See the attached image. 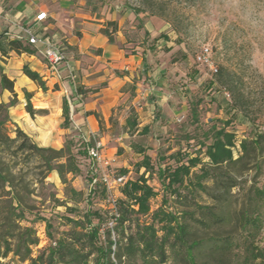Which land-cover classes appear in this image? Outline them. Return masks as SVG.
<instances>
[{
    "label": "rangeland",
    "instance_id": "1",
    "mask_svg": "<svg viewBox=\"0 0 264 264\" xmlns=\"http://www.w3.org/2000/svg\"><path fill=\"white\" fill-rule=\"evenodd\" d=\"M124 2L144 14V17L156 16L168 23L169 27L164 34H169V43H173L171 48H174V51L172 52L168 45L157 50L154 48L152 63H148V66H165L166 62L171 65L179 60L182 72H176L177 78L169 72L166 78L172 80L169 81L170 89L178 88L182 93L175 94L172 98L177 115H173L169 120H159L149 127L146 133L127 130L125 108L121 107L120 115L123 117L117 119L109 138L105 140L108 142L103 153L111 162L107 169L110 173L119 174L126 168L127 172L131 173L130 180H135L146 173L145 168H140L139 164L143 157L148 155L154 170L150 169L145 177L156 195L150 201L149 214L132 215L134 223L151 222L153 212L164 204L163 200L167 197L168 210L178 214L184 211L196 213L195 218L186 217V220L192 229H195L197 237H212V217L207 218L206 222L205 214L199 207V205L212 207V197L198 185H194L197 181L195 175L201 173V168L207 166L210 161L205 151L206 145L211 142L213 126L222 127L223 121L231 120L226 129L236 134V143L232 148L235 158H238L242 151L240 146L242 140L252 138L256 130H264V0H124ZM206 44L211 46L219 70L223 68V73L236 81L233 86L229 82L224 83L227 80L220 79L219 73L212 75L206 67L195 63L196 54ZM230 88H234L237 95L239 94L243 109L238 111L231 109ZM131 94L136 96L134 90H131ZM14 98L16 102V97ZM127 111L130 112L131 119L138 118L132 106ZM195 114L197 121L194 118ZM252 120H255V125H252ZM3 132L11 138L17 136L16 127L10 119L5 122ZM21 142L22 139L14 143L8 141L0 143V170H3L10 180L4 185L0 181V220L3 216L14 213L13 226L19 237L25 238L26 241H37V244L31 246V257L42 256L37 264H45L48 254L41 253L56 245L52 242L67 236L72 226L70 218L81 219L90 208L99 210L103 216L108 215L104 217L106 221L102 227L105 233L111 216L104 203L105 192L101 188L89 197L91 187L87 180V167L81 159L77 160L80 170L76 173H67V181L64 183L56 170H49L48 163L37 151L31 148L19 149L18 145ZM68 143L71 144V140H68ZM140 148L144 151H140ZM188 155L199 156L202 162L192 168L185 185L178 187V196L170 189H164L157 169L162 166L174 168L180 162L186 161ZM57 162H64V159L54 160L51 164L55 165ZM262 162L264 165V159ZM255 163L256 161L252 159L230 168L239 182L230 197L234 221L247 188L254 183L259 185L264 183V174L261 176L257 174ZM202 182L208 191L212 192V174L211 178ZM121 188L114 189V193L120 199L124 198ZM14 193L20 197L21 207L16 208L17 202L12 198ZM94 221L97 222V219ZM234 221L220 230L222 234L230 232L235 238H240L241 241L237 245L240 249L235 248L239 253L244 246L242 239L244 234L236 231ZM48 223L51 224V228L47 226ZM125 225V233L135 229L134 225L129 223ZM101 233L103 239L105 234ZM121 237L120 228H113L112 238ZM16 240L13 241L14 247L18 243ZM256 241L264 248V224ZM20 247V255L10 252L6 256H1L0 264H29L30 260H22L26 254L24 244L20 243ZM113 248L116 249L115 246ZM167 255L168 260L164 264H190L180 248L168 247ZM95 256L96 253L91 255L89 264H93ZM207 262H209L207 257L202 255L197 257V264ZM122 264H141V261L128 262L127 259H123ZM230 264H243L241 256Z\"/></svg>",
    "mask_w": 264,
    "mask_h": 264
},
{
    "label": "crops",
    "instance_id": "2",
    "mask_svg": "<svg viewBox=\"0 0 264 264\" xmlns=\"http://www.w3.org/2000/svg\"><path fill=\"white\" fill-rule=\"evenodd\" d=\"M39 12H46L47 19L37 21ZM23 27L62 48L66 61L59 74L25 39L21 42L27 50L9 48L14 33L24 35ZM168 27L124 0H0V84L5 74L14 85V93L2 86L0 104H9L16 95L8 109L10 122L42 147H64L78 138L76 126L98 134L106 146L115 122L123 117L121 107L126 110L127 130H149L159 120L177 115L172 98L182 93L170 89L172 80L166 78L169 72L176 78V72H182L179 60L148 66L154 48L168 45L174 51L169 34H164ZM25 66L40 75L43 86L24 73ZM130 106L138 116L133 118L134 129L128 124Z\"/></svg>",
    "mask_w": 264,
    "mask_h": 264
},
{
    "label": "trees",
    "instance_id": "3",
    "mask_svg": "<svg viewBox=\"0 0 264 264\" xmlns=\"http://www.w3.org/2000/svg\"><path fill=\"white\" fill-rule=\"evenodd\" d=\"M9 48L17 52L27 50L22 42L16 39L9 41ZM23 70L26 75L43 86V81L37 72L28 66H25ZM218 73L220 79L227 80L224 83L229 82L232 86L236 83L233 78H229L223 73V68ZM2 86L14 93L13 82L5 74H2ZM230 89L232 92L231 109L234 111L243 109L244 106L239 94L237 95L234 88ZM14 97H16L15 94ZM14 102L15 98L9 104H0V143L3 144L7 141L14 143L22 139L18 148L21 150L31 148L37 151L48 163L49 170H56L61 180L66 183V174L76 173L80 170L77 160L80 154L86 155V152L76 153L73 150L74 140H71V144L67 142L60 149L39 146L19 127L16 128L17 136L15 138L9 137L3 130L5 122L10 119L8 109ZM27 106L31 110L29 104ZM64 115L66 119L69 117L67 103L64 106ZM194 118L195 121L198 120L196 114ZM223 123L224 126L222 127H212L211 142L206 145L205 151L210 161L207 166L201 168V173L195 175L197 181L194 183L212 197V207L199 205L202 213L205 214L204 220L206 222L208 221L207 218L212 217V237H197L195 229H192L191 224L186 220V217L195 218L196 213L184 211L178 214L168 210L166 208L167 197L163 200L164 204L153 212L151 222L134 223L132 215L149 214L151 210L150 201L156 195L155 190L148 184L145 177L150 169L154 170L151 158L145 155L139 167H144L146 173L141 174L135 180L129 179L121 188L124 198L117 199L119 216L116 219L114 229L120 228L121 239H113L110 228L105 230V236L103 235L102 239L101 229L106 221L104 217H108V215L103 216L99 210L90 208L81 219L70 218L72 226L67 236L60 238L56 241L55 246H50L41 253V255L48 254L45 264H89L93 253H96L95 259L92 260L93 264H122L123 259H127L128 262L140 260L141 264H164L168 260V247L180 248L184 256L187 257L185 258L186 261L190 264H197L199 255L207 257L209 261L207 264H230L238 256H241L243 264H264V248L260 247L256 241L264 224V183L262 185L254 183L247 188L235 221L230 206L232 190L239 184L237 177L230 171L231 167L254 159L257 174L259 176L264 174L262 162L264 159V130H256L252 138L242 140L240 143L242 151L238 158H235L232 148L236 143V134L226 129L231 120L223 121ZM128 124L130 129H134L137 125L133 118L129 119ZM252 125H255V120H252ZM141 131L143 133L148 132V127H144ZM140 151H144V149L140 148ZM61 159H64V162L51 164L52 161ZM201 162L199 156L188 155L186 161L180 162L174 168L170 166L159 167L157 173L164 183V189H170L179 196L178 187L185 185L186 178L191 175L192 168ZM122 171L121 174L127 173L126 169ZM211 174L212 192H209L202 181L211 178ZM0 181L3 185L10 182L8 175L3 170H0ZM99 188L105 192L106 196V189L102 185H98L96 189L90 191L89 197L95 194ZM12 198L17 202L16 208L21 207L22 202L18 194L14 193ZM12 209L15 208L12 207ZM108 213L110 215V211ZM13 214L5 215L0 220V257L6 256L10 252L14 255H20L21 243L26 248V254L22 260L27 259L30 260L29 264H37L42 256L39 258L31 257V246L37 244V241H26L25 238L19 237L13 226ZM95 218L97 222L94 221ZM233 221L236 231L239 230L244 234L242 238L244 246L241 248L240 254L235 250V248L240 249V246H237L241 241L240 238H235L230 232L222 234L220 230L226 225H231ZM126 223L134 225L135 229L125 233ZM47 226L51 228V224L48 223ZM15 240L18 243L14 247L13 241ZM114 246L116 249L113 248Z\"/></svg>",
    "mask_w": 264,
    "mask_h": 264
},
{
    "label": "built area",
    "instance_id": "4",
    "mask_svg": "<svg viewBox=\"0 0 264 264\" xmlns=\"http://www.w3.org/2000/svg\"><path fill=\"white\" fill-rule=\"evenodd\" d=\"M48 17L46 12H39L36 15V20L42 22ZM24 33H14L13 38L16 40H26L29 44L37 48L43 58L47 61L49 69L59 74V68L62 63L66 61V55L62 48L49 41L42 35L35 34L31 27H23ZM195 61L201 66L206 67L212 75H215L219 71V67L216 64L212 48L209 44L204 45L195 56ZM78 138L74 140V151L76 153L86 152V155H79V159L87 167V178L90 184L91 190L97 188L98 185H102L106 189V196L104 203L107 205L110 211L111 220L108 222V228H114L116 219L119 216L118 210V196L114 193V189L121 188L129 179L128 174H114L110 173L107 169L111 163L103 153L105 147L104 142L100 136L93 132L85 133L78 128ZM101 232L104 233L103 228ZM54 245L56 242H52Z\"/></svg>",
    "mask_w": 264,
    "mask_h": 264
}]
</instances>
